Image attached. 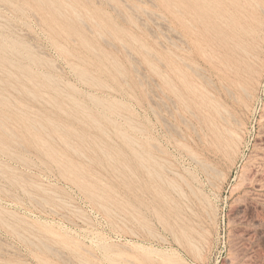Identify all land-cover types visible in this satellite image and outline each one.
Masks as SVG:
<instances>
[{
  "label": "rangeland",
  "instance_id": "rangeland-1",
  "mask_svg": "<svg viewBox=\"0 0 264 264\" xmlns=\"http://www.w3.org/2000/svg\"><path fill=\"white\" fill-rule=\"evenodd\" d=\"M262 11L0 0V264H264Z\"/></svg>",
  "mask_w": 264,
  "mask_h": 264
},
{
  "label": "bare ground",
  "instance_id": "bare-ground-1",
  "mask_svg": "<svg viewBox=\"0 0 264 264\" xmlns=\"http://www.w3.org/2000/svg\"><path fill=\"white\" fill-rule=\"evenodd\" d=\"M248 6H250V5H248ZM250 8V7H249ZM22 10V9H21ZM18 11H20L19 9H18ZM263 12V11H262ZM61 13V12H60ZM264 13V12H263ZM76 14V13H75ZM77 15V14H76ZM80 16V15H79ZM1 17V16H0ZM70 19V18H69ZM79 19V18H78ZM81 20V19H80ZM187 22H188V20H186ZM81 22V21H80ZM95 23V22H94ZM104 23V22H103ZM230 20H228V24H227V27L225 28V33H224V35L226 36V37H228L227 36V34H228V32H230ZM1 24H0V29H1ZM5 26V25H4ZM215 36V35H214ZM261 38V37H260ZM4 40V39H3ZM6 40H7V38H6ZM2 41V40H1ZM5 41V40H4ZM18 41V45L20 44V46H21V44L22 43H19V40H17ZM20 41H22V40H20ZM8 41H6V43H7ZM4 43V42H3ZM9 43H10V41H9ZM8 43V44H9ZM11 43L13 44L14 43V41H12L11 40ZM59 43V42H58ZM24 44V43H23ZM2 45V44H1ZM0 45V46H1ZM17 45V46H18ZM60 45H62V44H60ZM13 46H15L16 47V43H15V45L13 44ZM24 46L26 47V49H24L25 51L27 50V45H23V48H24ZM3 47H4V45H3ZM9 47V46H8ZM14 47V48H15ZM65 47V46H64ZM5 48V47H4ZM7 48V47H6ZM29 48V47H28ZM239 48H240V50L244 53V54H246V55H249L250 53L249 52H247L243 47H241V46H239ZM8 49V48H7ZM10 50H11V48H9ZM30 49V48H29ZM28 49V50H29ZM93 49V48H92ZM18 50H19V52H20V49L18 48ZM8 51V50H7ZM14 51V50H13ZM16 51V50H15ZM262 52H263V50H262ZM3 53H6V52H3ZM9 53V52H8ZM11 53H12V51H11ZM22 53L23 52H21V55H22ZM25 53V52H24ZM28 53H30V50H29V52ZM20 54V53H19ZM32 55H34V53H31ZM70 54V53H69ZM84 54V53H83ZM2 54H0V56H1ZM5 55H7L8 56V54H5ZM17 55H18V52H17ZM35 55H36V53H35ZM20 56V55H19ZM26 56H27V59L28 60H30V62H32V60L30 59L31 58V56H30V58L28 57L29 55H27L26 54ZM250 56H252V55H250ZM9 57V56H8ZM22 57V56H21ZM73 57V56H72ZM4 58V57H3ZM2 58V59H3ZM35 58V57H34ZM261 58H262V56H261ZM1 59V57H0V60H2ZM7 59H9V58H7ZM10 60V59H9ZM12 60H13V58H12ZM34 60L35 59H33V63H34ZM37 61H38V59H36ZM41 61H42V59L40 60V62H38V63H40V65H41ZM83 61V60H82ZM4 62V61H3ZM6 62H8V64H10L11 65V67H12V64H11V60H10V63H9V61H7L6 60ZM14 63H15V61H13ZM72 62V61H71ZM17 63H21V62H18L17 61ZM50 63V62H49ZM116 63V62H115ZM19 64H18V67H19ZM21 64H23V63H21ZM35 64V63H34ZM86 64V63H85ZM23 65H25V64H23ZM38 65V64H37ZM51 65V64H50ZM21 66V65H20ZM26 66V65H25ZM15 66L13 65V68H14ZM52 67H54L53 65H52ZM75 67H77V66H75ZM1 68V67H0ZM21 68H22V66H21ZM30 68V67H29ZM79 68V67H78ZM82 68V67H81ZM154 68V67H153ZM156 68V67H155ZM7 69H9V68H7ZM31 69V68H30ZM74 69V68H73ZM115 70H118V69H115ZM28 71V70H27ZM163 71V70H162ZM182 71V70H181ZM4 72V71H3ZM21 72V70L19 71V73ZM1 73V72H0ZM21 73H23V72H21ZM89 73V72H88ZM14 74V73H13ZM17 75H18V73H16ZM112 74V73H111ZM10 75V74H9ZM21 75H23V74H21ZM89 75H92V74H90L89 73ZM166 75V74H165ZM210 75H211V73H210ZM25 76V75H24ZM48 76V75H47ZM47 76L46 75H44V77L45 78H47ZM50 76V79H51V77H53V76H51V74L49 75ZM49 76H48V79H47V81H49ZM167 76V75H166ZM19 77V76H18ZM84 77V76H83ZM92 77H93V75H92ZM14 78H16V76L14 77ZM24 78V77H23ZM55 78H56V76H55ZM82 78V77H81ZM244 78V77H243ZM1 79V78H0ZM18 79V78H17ZM35 79V78H34ZM54 79V78H53ZM58 79V78H57ZM86 79V78H85ZM92 79V78H91ZM4 80V79H3ZM26 80V79H25ZM55 81H56V79H54ZM82 80V79H81ZM97 80V79H96ZM172 80V79H171ZM170 80V81H171ZM209 80V79H208ZM3 82V81H2ZM23 82V81H22ZM27 82H28V80H27ZM31 82V81H30ZM54 82V81H53ZM174 82V81H173ZM7 83V82H6ZM51 83H52V80H51ZM58 83H60V82H58ZM86 83V82H85ZM212 83V82H211ZM215 83V82H214ZM225 83V82H224ZM3 84V83H2ZM38 84V83H37ZM54 84H55V82H54ZM93 84V83H92ZM101 84V83H100ZM4 85V84H3ZM11 85V84H10ZM34 85V84H33ZM40 85V84H39ZM44 85V84H43ZM42 85V86H43ZM68 85V84H67ZM214 85V84H213ZM222 85V84H221ZM224 85V84H223ZM222 85V86H223ZM5 86V85H4ZM13 86H15L14 84H13ZM20 86H22L21 84H20ZM19 86V87H20ZM36 86V85H35ZM63 86H64V84H63ZM69 86V85H68ZM72 86V85H71ZM71 86H70V88H71ZM103 86V85H102ZM225 86V85H224ZM19 87H18V89H19ZM24 87V86H23ZM59 87H60V85H59ZM74 87V86H73ZM5 89L4 90H6L7 88L6 87H4ZM25 88H26V86H25ZM66 88H67V86L65 87V92H66ZM98 88V87H97ZM106 88V87H105ZM205 88V87H204ZM211 88V87H210ZM216 88V87H215ZM3 89V88H2ZM17 89V90H18ZM28 89H30L29 88V86H28ZM46 89V88H45ZM77 89V88H76ZM228 89V88H227ZM14 90V89H13ZM16 90V89H15ZM233 90V89H232ZM243 90V89H242ZM19 91V90H18ZM31 91H33V90H31ZM208 91V90H207ZM257 91V90H256ZM6 92V91H5ZM12 92V91H11ZM17 92V91H16ZM27 92H29L28 90H27ZM34 92V91H33ZM56 92V91H55ZM68 92V91H67ZM210 92V91H209ZM208 92V93H209ZM230 91H228V93H229ZM232 92H234V91H232ZM8 94L10 93L9 91L7 92ZM18 93V92H17ZM245 94H246V96L250 99V100H252V99H254V95L252 94V93H249V92H247L246 90H245V92H244ZM12 94V93H11ZM10 94V95H11ZM39 94V93H38ZM43 94V93H42ZM47 94V93H46ZM45 94V95H46ZM59 94V93H58ZM64 94V93H63ZM65 95H67V94H65ZM4 96V95H3ZM32 96H33V94H32ZM70 96V95H69ZM213 97H214V95H212ZM230 96V95H229ZM234 96V95H233ZM2 97V96H1ZM15 97H17V96H15ZM14 97V98H15ZM24 97V96H23ZM34 97V96H33ZM91 97H93V96H91ZM90 97V98H91ZM95 97V96H94ZM242 97V96H241ZM4 98V97H3ZM36 98V97H35ZM42 98V97H41ZM53 98L55 99L56 97H54L53 96ZM96 98V97H95ZM99 98V97H98ZM188 98V97H187ZM234 98V97H233ZM18 99V98H17ZM16 99V100H17ZM24 99V98H23ZM44 99V98H43ZM73 99H74V97H73ZM76 99V98H75ZM100 99V98H99ZM242 99V98H241ZM8 100V99H7ZM9 100H10V98H9ZM46 100V99H45ZM45 100H44V102H45ZM191 100V99H190ZM256 100V99H255ZM26 101V100H25ZM35 101V100H34ZM80 101V100H79ZM100 102H101V100H99ZM222 101V100H221ZM10 102V101H9ZM22 102V101H21ZM20 102V103H21ZM27 102V101H26ZM30 102V101H29ZM47 102H48V100H47ZM93 102V101H92ZM95 102V101H94ZM81 103V102H80ZM96 103V102H95ZM103 103V102H102ZM110 103V102H109ZM226 103V102H225ZM26 104V103H25ZM41 104V103H40ZM48 104V103H47ZM51 103H49V105H50ZM66 104V103H65ZM81 104H83V103H81ZM99 104V103H98ZM220 104V103H219ZM11 105H12V103H11ZM18 105V104H17ZM24 105V104H23ZM58 105V104H57ZM66 105H68V104H66ZM122 106H123V104H121ZM226 105H227V103H226ZM245 105V104H244ZM3 106H5V105H3ZM28 106V105H27ZM100 105H98V107H99ZM103 106H106V103H104L103 104ZM228 106V105H227ZM246 106V105H245ZM29 108H30V106H28ZM37 107V106H36ZM223 107V106H222ZM1 108V107H0ZM14 108H15V105H14ZM72 108V107H71ZM88 108V107H87ZM126 108V107H125ZM27 109V108H26ZM53 109H55L54 107H53ZM99 109L101 110V108L99 107ZM225 109V108H224ZM81 110V109H80ZM97 110V109H96ZM104 110H106V109H104ZM3 111H4V108H3ZM2 111V112H3ZM40 111H42L41 109H40ZM99 111V110H98ZM224 111V110H223ZM228 111V110H227ZM11 112V111H10ZM9 112V113H10ZM44 112V111H43ZM65 112V111H64ZM81 112H82V110H81ZM96 112V111H95ZM100 112V111H99ZM103 112V111H102ZM31 113V112H30ZM40 113V112H39ZM53 113V111L51 112V114ZM98 113V112H97ZM225 113H226V111H225ZM228 113V112H227ZM253 113V112H252ZM12 114V113H11ZM85 114V113H84ZM104 114V113H103ZM107 114V113H106ZM120 114V113H119ZM26 115V114H25ZM31 115V114H30ZM34 115H35V113H34ZM43 115V114H42ZM50 115V114H49ZM87 115V114H86ZM88 115H91V114H88ZM99 115V114H98ZM110 115V114H109ZM12 116V115H11ZM39 116V115H38ZM44 116V115H43ZM56 116V115H55ZM117 116V115H116ZM228 116V115H227ZM231 116H232V114H231ZM25 117V116H24ZM47 117V116H46ZM50 117V116H49ZM73 117V116H72ZM109 117V116H108ZM107 117V118H108ZM32 118V117H31ZM50 118H52V117H50ZM84 118V117H83ZM112 118V117H111ZM115 118V117H114ZM117 118V117H116ZM115 118V119H116ZM224 117H222V119H223ZM241 118V117H240ZM40 119V118H39ZM63 119V118H62ZM131 119V118H130ZM225 119V118H224ZM41 120V119H40ZM54 120V119H53ZM100 120V119H99ZM234 120V119H233ZM35 121V120H34ZM42 121H43V119H42ZM51 121V120H50ZM50 121H47L48 123L50 122ZM66 121V120H65ZM115 121H117V120H115ZM128 121V120H127ZM131 121H132V119H131ZM134 121V120H133ZM238 122H239V120H237ZM36 122H38V121H36ZM103 122V121H102ZM130 122V121H129ZM234 122H236L235 120H234ZM39 124H40V122H38ZM56 123V122H55ZM61 123H62V121H61ZM70 123V122H69ZM114 123V122H113ZM121 123V122H120ZM123 123V122H122ZM132 123V122H131ZM227 123V122H226ZM66 124V123H65ZM84 124H86V123H84ZM101 125L103 124V123H100ZM236 124H237V122H236ZM239 124V123H238ZM241 124V123H240ZM23 125H25V124H23ZM30 125L32 126V124L30 123ZM41 125V124H40ZM53 125V124H52ZM66 125H68L69 126V124H66ZM98 125V124H97ZM139 125V124H138ZM233 125V124H232ZM1 126V125H0ZM5 126V125H4ZM20 126V125H19ZM27 126V125H26ZM70 126H72V125H70ZM104 126V125H103ZM107 126V125H106ZM14 127V126H13ZM22 127V126H21ZM57 127V126H56ZM124 127H126L125 125H124ZM72 128H74V126L72 127ZM80 128V127H79ZM94 128V127H93ZM104 128V127H103ZM127 128V127H126ZM134 128V127H133ZM22 129V128H21ZM46 129V128H45ZM91 129V128H90ZM106 129V128H105ZM120 129V128H119ZM137 129V128H136ZM195 129V128H194ZM6 130V129H5ZM33 130V129H32ZM48 130V129H47ZM79 130H81V129H79ZM108 130V129H107ZM114 130V129H113ZM140 130V129H139ZM227 130L228 129H226V132H227ZM124 131V130H123ZM33 132V131H32ZM66 132V131H65ZM83 132V131H82ZM81 132V133H82ZM105 132V131H104ZM122 132V131H121ZM85 133V132H84ZM88 133V132H87ZM87 133H85V134H87ZM124 133V132H123ZM7 134V133H6ZM15 134V133H14ZM79 134V133H78ZM91 134V133H90ZM93 134V133H92ZM107 134V133H106ZM129 134V133H128ZM133 134V133H132ZM204 134H205V132H204ZM24 135V134H23ZM48 135V134H47ZM94 136H95V134H93ZM113 135V134H112ZM131 135V134H130ZM138 135V134H137ZM140 136H141V134H140ZM10 137V136H9ZM13 136H11V138H12ZM15 137V136H14ZM88 137V136H87ZM98 137V136H97ZM100 137V136H99ZM98 137V138H99ZM198 137V136H197ZM239 137H240V135H239ZM111 138V137H110ZM113 138V137H112ZM133 138V137H132ZM242 138V137H241ZM16 139V138H15ZM53 139V138H52ZM100 139V138H99ZM128 139V138H127ZM134 139V138H133ZM45 140V139H44ZM102 140V139H101ZM112 140V139H111ZM114 140V139H113ZM120 140V139H119ZM144 140V139H143ZM142 140V141H143ZM45 141H47V140H45ZM56 141V140H55ZM65 141V140H64ZM115 141H116V139H115ZM49 142V141H48ZM73 142V141H72ZM133 142V141H132ZM1 143V142H0ZM3 143V142H2ZM16 143V142H15ZM51 143V142H50ZM68 143V142H67ZM115 143V142H114ZM134 143V142H133ZM49 144V143H48ZM88 144V143H87ZM6 145H8V144H6ZM5 145V146H6ZM19 145V144H18ZM52 145V144H51ZM78 145V144H77ZM97 145V144H96ZM117 145V144H116ZM137 145V144H136ZM21 146H23L22 144H21ZM89 146V145H88ZM109 146H110V144H109ZM112 146V145H111ZM59 147V146H58ZM69 147V146H68ZM119 147V146H118ZM122 147V146H121ZM120 147V148H121ZM21 148H23V147H21ZM39 148V147H38ZM51 148H53V147H51ZM61 148V147H60ZM93 148H94V146H93ZM54 149H55V146H54ZM66 149V148H65ZM157 149V148H156ZM12 150H14L15 151V149H13L12 148ZM19 150V149H18ZM57 150V149H56ZM73 150V149H72ZM71 150V151H72ZM119 150V149H118ZM241 150V149H240ZM59 151V150H58ZM102 151V150H101ZM121 151H123L122 149H121ZM126 150H124V152H125ZM194 151H196V150H194ZM234 152H235V150H233ZM3 152V151H2ZM6 152H8V151H6ZM45 152V151H44ZM103 152V151H102ZM198 152H199V150H198ZM204 152V151H203ZM11 153V152H10ZM59 153V152H58ZM77 153V152H76ZM110 153V152H109ZM123 153V152H122ZM13 154H15V153H13ZM61 154V153H60ZM80 154H82V156H84L83 155V153H80ZM101 154V153H100ZM107 154V153H106ZM124 154V153H123ZM203 154V153H202ZM23 155H25V153L23 154ZM38 155V154H37ZM64 155V154H63ZM104 155V154H103ZM5 156H7V155H5ZM99 156V155H98ZM110 156V155H109ZM142 156V155H141ZM25 157V156H24ZM39 157V156H38ZM85 157V156H84ZM254 157H255V155H254ZM69 158H71V157H69ZM68 158V159H69ZM100 158V157H99ZM210 158V157H209ZM264 158V157H263ZM41 159V158H40ZM88 159V158H87ZM146 159V158H145ZM219 159V158H218ZM239 159V158H238ZM237 159V160H238ZM42 161H43V159H41ZM70 160V159H69ZM74 160H75V158H74ZM91 160V159H90ZM131 160V159H130ZM133 160V159H132ZM192 160V159H191ZM211 160V159H210ZM103 161V160H102ZM199 161V160H198ZM197 160L195 161V159H194V162L196 163H199ZM202 161V160H201ZM204 161V160H203ZM2 162V161H1ZM44 162V161H43ZM47 162V161H46ZM77 163H78V161H76ZM120 162V161H119ZM157 162V161H156ZM166 162V161H165ZM251 162H252V160H251ZM249 163V164H251L250 166H249V168L251 167H253L252 165V163ZM80 163V162H79ZM158 163V162H157ZM196 163V164H197ZM225 163V162H224ZM254 163H255V161H254ZM259 163V162H258ZM5 164V163H4ZM3 164V165H4ZM86 164V163H85ZM97 164V163H96ZM211 164H213L212 162H211ZM219 164V163H218ZM248 164V165H249ZM1 165V164H0ZM112 165V164H111ZM204 165H206V164H204ZM214 165H215V162H214ZM227 165V164H226ZM263 165H264V163H263ZM9 166V165H8ZM201 166V165H200ZM210 165H208V167H209ZM237 166V165H236ZM257 166H258V164H257ZM260 166V165H259ZM18 167V166H17ZM145 167V166H144ZM162 167V166H161ZM255 167V166H254ZM254 167H253V169H254ZM7 168V167H6ZM63 168V167H62ZM126 168H127V166H126ZM203 168V167H202ZM210 168V167H209ZM256 168V167H255ZM260 168V167H259ZM4 169V168H3ZM147 169V168H146ZM213 169V168H212ZM211 168H210V170L213 172V170H212ZM10 170V169H9ZM64 170V169H63ZM126 170V169H125ZM129 170V169H128ZM216 169H214V173L215 174H217V172L215 171ZM260 170H262V169H260ZM264 170V169H263ZM3 171V170H2ZM107 171V170H106ZM121 171V170H120ZM155 172H156V170H154ZM204 171H205V169H204ZM230 171H232L231 169H230ZM248 171H249V169H248ZM97 172V171H96ZM254 172H256L255 170H254ZM107 173H110V172H107ZM188 173V172H187ZM251 173H253L252 171H251ZM257 173V172H256ZM256 173H254V174H256ZM0 174H2V173H0ZM7 174V173H6ZM16 174V173H15ZM100 174V173H99ZM176 174V173H175ZM179 174V173H178ZM218 174H220V172H218ZM246 174V173H245ZM248 174H249V172H248ZM89 175V174H88ZM181 175V174H180ZM257 175L259 176L260 174H258L257 173ZM256 175V176H257ZM263 175V174H262ZM102 176H104V175H102ZM182 176V175H181ZM184 176V175H183ZM194 176H195V174H194ZM212 176V175H211ZM250 176H252L251 174H249V177ZM92 177V176H91ZM117 177V176H116ZM197 177H198V175H197ZM243 177H244V175H243ZM248 177V178H249ZM23 178V177H22ZM105 178V177H104ZM182 178V177H181ZM186 178V177H185ZM247 178V177H246ZM254 178H255V176H254ZM138 179V178H137ZM242 179V178H241ZM256 179V178H255ZM255 179H254V181H255ZM259 179H261L260 177H259ZM259 179L256 181V183H258V181H259ZM263 179V178H262ZM14 180V179H13ZM139 180V179H138ZM163 180V179H162ZM195 180H196V178H195ZM250 180H253V178L251 179L250 178ZM250 180L249 179H245V181H249V183H250ZM15 181V180H14ZM123 182V181H122ZM140 182V181H139ZM202 182V181H201ZM200 182V183H201ZM262 182H264V181H262L261 180V183ZM179 183V182H178ZM243 183V182H242ZM247 183V182H246ZM91 184V183H90ZM186 184V183H185ZM248 184V183H247ZM253 184H254V182H253ZM94 185V184H93ZM159 185V184H158ZM195 185V184H194ZM240 185H242V184H240ZM259 186H260V184H258ZM264 184L262 183V187L264 188V186H263ZM20 186V185H19ZM36 186V185H35ZM188 186V185H187ZM198 186V188H199V185H197ZM37 187H39V186H37ZM110 187V186H109ZM258 187V186H257ZM116 188V187H115ZM175 188V187H174ZM189 188V187H188ZM196 188V187H195ZM143 189V188H142ZM199 189H201V188H199ZM203 189H204V187H203ZM257 189H259V188H257ZM51 190V189H50ZM116 190H117V188H116ZM149 190V189H148ZM235 190V189H234ZM42 191H44L43 190V188H42ZM52 191V190H51ZM201 191H203V190H201ZM205 191V190H204ZM203 191V192H204ZM49 192V191H48ZM116 192V191H115ZM177 192H178V190H177ZM177 192H175V193H177ZM184 192V191H183ZM50 193V192H49ZM92 193H93V191H92ZM206 193V192H205ZM53 194V193H52ZM181 195L183 194V193H180ZM45 195V194H44ZM54 195H55V193H54ZM118 196H119V194H117ZM187 195V194H186ZM185 195V196H186ZM206 195V194H205ZM38 196V195H37ZM59 196V195H58ZM171 196H172V194H171ZM184 196V195H183ZM173 198H175V197H173ZM186 198H187V196H186ZM41 199V198H40ZM55 199H57V198H55ZM59 199V198H58ZM57 199V200H58ZM177 199V198H176ZM210 199V198H209ZM42 202H44L43 200H41ZM66 201H68V200H66ZM188 201V200H187ZM45 203V202H44ZM63 203H64V201H63ZM53 204V203H52ZM70 204V203H69ZM157 204V203H156ZM179 204V203H178ZM71 205V204H70ZM195 205V204H194ZM73 206V205H72ZM182 206V205H181ZM57 207V206H56ZM74 207V206H73ZM206 207V206H205ZM60 208V207H59ZM155 208V207H154ZM76 209H78V208H76L75 207V210ZM78 210H80V209H78ZM78 210H76V211H78ZM111 210V209H110ZM81 211V210H80ZM69 212V211H68ZM162 212V211H161ZM186 212V211H185ZM192 212H194V211H192ZM207 214H208V212H207ZM184 217V216H183ZM188 219V218H187ZM210 220H211V218H209ZM205 220V219H204ZM189 221V220H188ZM195 221V220H194ZM193 221V222H194ZM206 221V220H205ZM167 222V221H166ZM7 223V222H6ZM5 223V224H6ZM196 224V223H195ZM198 225H199V223H198ZM8 226V225H7ZM189 228V227H188ZM177 229V228H176ZM202 229V228H201ZM206 230V229H205ZM196 231V230H195ZM206 232V231H205ZM199 233V232H198ZM201 234V233H200ZM37 239V238H36ZM195 240V239H194ZM194 240L193 239H191V238H188V244H189V246L197 253V254H199V255H201V250L199 249V247L195 244V242H194ZM43 244V243H42ZM63 244V243H62ZM200 245V244H199ZM140 248H142L141 246H140ZM203 248V247H202ZM147 249H149V248H147ZM141 250V249H140ZM145 251H146V249H144ZM150 250H153V249H150ZM142 251V250H141ZM154 252L156 251V250H153ZM153 251L151 252V253H153ZM76 252V251H75ZM148 253H149V251H148ZM160 254H161V252H159ZM175 253V252H174ZM156 254V253H155ZM163 255H164V253H163ZM166 255V254H165ZM80 256V255H79ZM156 256H158V255H156ZM168 256V255H167ZM172 257H173V254H172ZM179 257V256H178ZM159 258V257H158ZM161 258V257H160ZM180 258V257H179ZM76 259V258H75ZM181 259V258H180ZM85 260V259H84ZM178 260V259H177ZM82 261V260H81ZM86 261V260H85ZM85 261H83L84 263H86ZM183 262V261H182ZM185 263V262H184ZM81 264H82V262H81ZM118 264V263H117ZM189 264V263H188Z\"/></svg>",
  "mask_w": 264,
  "mask_h": 264
}]
</instances>
